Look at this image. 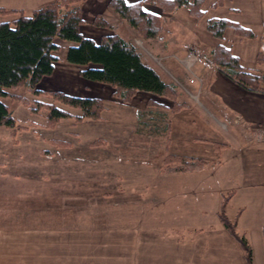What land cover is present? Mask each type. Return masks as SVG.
I'll return each mask as SVG.
<instances>
[{
	"label": "rangeland",
	"instance_id": "374dc122",
	"mask_svg": "<svg viewBox=\"0 0 264 264\" xmlns=\"http://www.w3.org/2000/svg\"><path fill=\"white\" fill-rule=\"evenodd\" d=\"M0 6H4V2ZM6 9L11 13L1 15L0 20L13 19L23 12ZM32 13L25 10L27 16ZM95 18L96 15L87 17L88 21L84 18L82 30L86 36L99 42L118 33L130 40L143 59L154 66L166 82L176 87L174 93L157 95L137 91L127 102L119 96L115 86L83 78L80 73L85 66L68 64L63 58L68 42L57 38L56 69L39 82V91L20 84L8 88V94L3 98L16 118V124L13 128L0 126V227L37 229L159 222L196 231L218 221L220 192L236 189L225 208L226 214L234 219L237 210L245 206L238 231L251 238L255 264H264V183L247 187V179L236 174L239 160L247 162L249 170L253 169L255 154L243 152L242 156H235L234 162L230 160L219 167L211 166L227 154L222 149L224 143L217 140L236 144L234 136H241L237 130L251 133L250 126L239 123L238 119H220L209 109L204 102L202 81L195 70L201 60L189 70L183 62L188 52L181 57L173 55L171 69L163 56L171 48L167 46L161 50V47L149 45L148 40L159 38L165 29L166 32L170 30L169 21L165 23L162 16L161 32L150 39L139 34L126 19L128 26L123 29L124 25L112 23L111 27L98 25ZM191 46L194 45H189L188 51ZM56 92L100 98V117L78 119L82 111L61 103L54 96ZM43 103L64 107L76 116L49 122L48 107ZM254 127L255 141L264 143V127ZM259 128L263 130L260 132ZM251 136L254 137L253 132L240 139L245 144H253ZM202 153L209 155L211 165L207 172L198 173L200 179L193 184L199 182L197 189L208 193L207 200L194 198L186 205L185 192L194 185L183 178L185 175L177 177L182 179L177 183L179 194L162 191L156 198L149 190L142 191L146 192L142 201L140 196L137 197V186L143 184L133 183L132 178L153 175V171L171 176L173 171L189 170V163H208L196 157ZM170 155H174L171 161L168 160ZM148 163L150 165H145ZM155 163L159 166L149 167Z\"/></svg>",
	"mask_w": 264,
	"mask_h": 264
},
{
	"label": "crops",
	"instance_id": "0c3cea01",
	"mask_svg": "<svg viewBox=\"0 0 264 264\" xmlns=\"http://www.w3.org/2000/svg\"><path fill=\"white\" fill-rule=\"evenodd\" d=\"M53 1L55 0H0V3L4 2V6L0 7L20 9L25 13V10L33 12ZM109 1L85 0L82 5L83 19L88 21L87 17L102 15L109 23L124 25L123 29H126L128 23L109 7ZM125 1L128 4L142 1L145 10L162 16L165 23L169 21L170 30L166 32L167 29H165L159 38L148 41L154 48L161 47V50L167 46L171 48L163 54L171 69L174 65L171 59L173 55L185 56L189 45L198 46L206 55V59L199 61L195 66L196 75L202 81L204 102L212 112L218 114L220 119L230 118L234 121L238 119L239 123L250 126L254 136H251L254 139L253 144L249 145L240 139L243 138L242 135H252V132L247 130H237L241 134L240 138H236L238 135L233 133L236 144L231 145L217 140L224 143L222 149L227 151L223 158L220 157L217 164L209 163V155L194 154L208 163L194 170L173 171L174 175L171 176L158 175L156 171H153V175L132 178L133 183L143 184V186H137L139 188L137 197L140 196L139 199L142 201L146 198L144 195L146 192L142 193V191L149 190L155 194L153 197L162 191L168 194L173 193L172 195L179 194L177 183L182 179L177 177L185 175L183 178L194 185L185 192L186 205H190L192 202L189 200L194 198L207 200L208 193L197 189L199 182L193 184L200 179L198 173L207 172L210 165L215 168L226 161L234 162L235 156H242L243 152H253L256 161L253 162V169L249 170L247 162L239 160V165L235 167L236 174L247 179V187L262 186L264 143L255 141L254 126L264 127V91L250 90L239 84L223 68L211 61V55L218 45H225L239 57L246 71L264 74L262 68L264 67V0H205L202 6L205 15L201 20L193 16L186 6L178 7L172 12H164L156 3L145 0ZM210 18H224L236 22L253 31L254 35L242 37L230 27L225 31L223 38H218L207 27ZM116 30L120 32L118 28ZM67 42L68 45L63 52L64 60L68 48L73 44L70 41ZM259 55H262V60H259ZM235 147L243 148V151ZM156 166L159 165L155 163L149 167L155 169ZM176 173L179 174L176 175ZM194 173L196 176L193 177ZM0 181H2L1 175ZM236 191V189L224 193L221 191L222 198L217 206L218 221L208 228H199L196 231L186 229V232L182 228L159 222L149 224L123 222L122 224L107 223L37 229L0 227V264H247L242 246L224 227L219 216L225 196L229 198L227 208ZM241 207L243 208L237 210L234 219L227 213L229 218L236 222L237 231L245 206ZM125 208L126 205L123 206V210ZM124 213L123 216H125ZM138 219V221L141 220V218ZM262 228L264 233V225ZM240 234L247 238L254 251L251 238Z\"/></svg>",
	"mask_w": 264,
	"mask_h": 264
},
{
	"label": "trees",
	"instance_id": "16d2710c",
	"mask_svg": "<svg viewBox=\"0 0 264 264\" xmlns=\"http://www.w3.org/2000/svg\"><path fill=\"white\" fill-rule=\"evenodd\" d=\"M83 1L55 0L35 9L30 16L20 12L13 19L0 20V126L13 128L16 124V118L3 100L8 94V88L26 84L38 92L39 82L53 74L57 59L55 51L59 49L57 38L73 43L67 50L66 59L70 63L85 66L80 73L83 78L115 86L119 96L127 102L137 91L157 95L174 93L176 87L166 82L158 70L143 59L130 40L114 33L98 42L84 34ZM145 1L158 4L165 12L186 6L198 19L205 15L202 10L205 0ZM109 7L123 19L128 20L135 30L147 39L155 38L161 32L160 15L146 11L142 1L128 4L125 0H111ZM9 12L10 10L0 7V16ZM95 20L98 25L111 27L103 16L98 15ZM207 27L218 38H223L225 31L230 27L239 36L254 35L250 29L224 18H210ZM259 60H262V55H259ZM211 61L244 87L264 91V74L246 71L239 57L227 46L220 44L213 49ZM54 96L64 105L80 109L82 115L78 116V119L100 117L102 108L100 98L76 96L64 92H56ZM42 105L48 107L49 122L76 116L68 109L55 104ZM173 156H168V160L171 161ZM203 165L204 162L189 163V170ZM228 199V196H225L222 202L219 212L221 222L242 246L247 264H254L253 248L247 238L237 231L236 222L226 214Z\"/></svg>",
	"mask_w": 264,
	"mask_h": 264
},
{
	"label": "built area",
	"instance_id": "2783aa9c",
	"mask_svg": "<svg viewBox=\"0 0 264 264\" xmlns=\"http://www.w3.org/2000/svg\"><path fill=\"white\" fill-rule=\"evenodd\" d=\"M205 57L204 53L196 46H191L188 54L186 55V57L184 58V63L186 64V66L188 67V69L190 70V67L199 60H202ZM192 81H194V79H192ZM263 128H259L258 131H262ZM264 131V130H263Z\"/></svg>",
	"mask_w": 264,
	"mask_h": 264
},
{
	"label": "snow or ice",
	"instance_id": "6c2138e0",
	"mask_svg": "<svg viewBox=\"0 0 264 264\" xmlns=\"http://www.w3.org/2000/svg\"><path fill=\"white\" fill-rule=\"evenodd\" d=\"M147 11V10H146Z\"/></svg>",
	"mask_w": 264,
	"mask_h": 264
}]
</instances>
